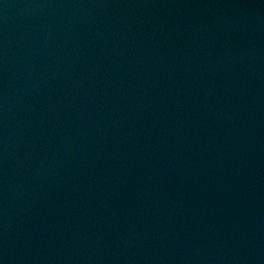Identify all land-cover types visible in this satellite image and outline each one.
I'll return each instance as SVG.
<instances>
[{
	"label": "water",
	"instance_id": "95a60500",
	"mask_svg": "<svg viewBox=\"0 0 264 264\" xmlns=\"http://www.w3.org/2000/svg\"><path fill=\"white\" fill-rule=\"evenodd\" d=\"M0 264H264V0H0Z\"/></svg>",
	"mask_w": 264,
	"mask_h": 264
}]
</instances>
